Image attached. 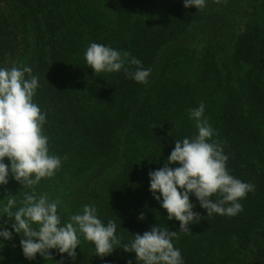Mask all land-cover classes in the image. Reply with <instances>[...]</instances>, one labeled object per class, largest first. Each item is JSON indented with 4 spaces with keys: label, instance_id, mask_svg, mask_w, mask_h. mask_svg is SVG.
I'll return each instance as SVG.
<instances>
[{
    "label": "trees",
    "instance_id": "1",
    "mask_svg": "<svg viewBox=\"0 0 264 264\" xmlns=\"http://www.w3.org/2000/svg\"><path fill=\"white\" fill-rule=\"evenodd\" d=\"M91 43L139 59L148 84L123 70L96 75L85 59ZM13 66L38 77L33 102L46 113L49 154L61 158L35 194L59 200L60 226L94 206L105 225L115 221L120 244L101 258L78 233L75 260L58 249L27 259L3 208L11 195L17 211L33 188L10 173L0 231L13 238L0 236V264H143L123 246L154 226L177 232L183 264H264V0H206L202 11L184 0H0V68ZM201 103L229 174L255 190L231 217H207L190 194L202 218L181 232L150 191L149 172L165 166L176 140L198 134L188 110Z\"/></svg>",
    "mask_w": 264,
    "mask_h": 264
},
{
    "label": "clouds",
    "instance_id": "2",
    "mask_svg": "<svg viewBox=\"0 0 264 264\" xmlns=\"http://www.w3.org/2000/svg\"><path fill=\"white\" fill-rule=\"evenodd\" d=\"M214 2L220 4L222 0ZM184 6H195L202 11L206 0H184ZM85 59L96 75L123 70L128 78L138 83L147 85L149 82L151 69H145L142 62L127 51L91 43ZM38 86V77L32 75L30 67L0 68V185L8 184L11 173L24 188H33L32 194L24 193L22 206L15 212L12 208L16 200L9 195L3 212L10 221L14 220L11 227L22 235L23 254L29 260L35 259L37 253L50 256L52 249L67 253L75 260L80 244L78 233L92 242L96 255L103 258L120 244L115 234V221L109 220L105 225L97 217V209L85 205L82 214L71 215L70 222L60 226L59 200L50 201L47 194H35L34 186L44 178H52L61 166V158L49 154V138L44 134L46 113L33 102ZM204 111L203 103L188 110L198 134L191 139L184 138L182 142L176 140L165 166L149 172L150 191L157 201L162 197L161 206L167 210L168 219L178 220L181 232H191L189 226L202 218L193 211L195 206L190 201V194H194L201 207L207 210V217L214 213L231 217L243 211L239 201L255 190L254 185L229 174L228 156L219 142L212 140L215 133L208 120L203 118ZM6 157L11 162L10 168L4 162ZM177 163L179 167L169 166ZM139 219L144 220V215L141 214ZM0 236L11 240L13 233L5 229L0 231ZM175 237L177 232L154 226L143 235L136 234L123 250L134 252L137 261L143 264H183L181 252L172 243Z\"/></svg>",
    "mask_w": 264,
    "mask_h": 264
}]
</instances>
